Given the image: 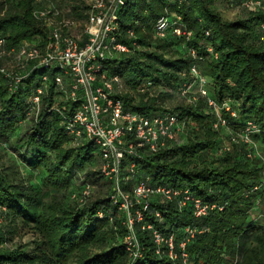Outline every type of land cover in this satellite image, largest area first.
Masks as SVG:
<instances>
[{"label": "trees", "instance_id": "16d2710c", "mask_svg": "<svg viewBox=\"0 0 264 264\" xmlns=\"http://www.w3.org/2000/svg\"><path fill=\"white\" fill-rule=\"evenodd\" d=\"M51 2L59 19L77 22L71 33L85 39L90 0H0V36L5 38L0 46V143L12 147L27 167L41 174L39 184H33L10 166H0V264H234L237 259L239 264H264V219L251 217L260 202V194L252 190L260 181L263 158L248 157L239 143L218 151L227 128H214L218 115L208 102L212 98L220 106L230 103L236 117L224 108L220 112L233 130L254 120L261 128L254 138L264 155V7L247 8L242 0H127L118 9L115 33L129 51L105 61L109 72L120 76L116 91L132 110L151 115L175 112L182 126L168 146L135 158V171L128 168L132 157L126 158L124 175L129 178L124 188L131 191L139 180L150 177L188 186L194 195L223 206L196 218L191 208L155 198L143 219L135 222L141 256L134 257L124 241L127 214L112 202V182L101 172L100 147L86 137L74 138L65 127L75 104L52 82L38 116L29 114L38 85L36 71L16 91L1 72L14 58L2 53L4 47L25 41L48 44L50 31L35 10ZM228 10L237 11L236 16L228 17ZM177 16L191 32L189 38L171 27L159 33L162 18L172 23ZM192 65L209 79L208 96L201 93ZM147 80L152 85L142 91L140 85ZM187 83L194 85L183 95L181 88ZM174 96L181 101L170 107L167 101ZM54 104L65 112L52 109ZM78 175L101 180L105 193L98 195L92 181L75 185ZM87 183L93 186L92 194L81 202L73 194ZM131 211L135 213V208ZM147 223L174 233L176 258L156 252L151 230L142 227ZM21 226L32 229L36 239L14 244ZM188 226L203 231L189 238L185 259L178 244L188 238Z\"/></svg>", "mask_w": 264, "mask_h": 264}, {"label": "built area", "instance_id": "2783aa9c", "mask_svg": "<svg viewBox=\"0 0 264 264\" xmlns=\"http://www.w3.org/2000/svg\"><path fill=\"white\" fill-rule=\"evenodd\" d=\"M43 1V0H38ZM127 0H90L91 8L85 25V39L83 35L71 33L77 29V22L72 19L58 18L59 10L50 5L35 10L37 18L41 19L50 31V39L44 47L30 42H22L18 47L3 48L2 53L14 55L8 67H2L1 72L8 78L9 87L16 91L19 84L25 82L30 73L36 71L37 88L33 91L28 110L29 114H38L41 110L44 92L53 82L64 92V99L74 105V109L65 119V127L74 138L86 137L94 141L99 147L103 163L102 174L112 182V202L123 209L127 214L126 226L128 233L125 237L126 248L134 257L141 256V244L135 231V222L141 221L144 211L151 207L155 198L172 202L178 208H191L193 216L201 218L207 216L214 208H223L217 203H210L194 195L188 186L175 187L167 183L152 181L150 177L139 180L131 191L124 188L129 176L124 175L125 160L128 156L132 160L128 168L136 170L137 161L145 153H156L168 146L176 134L182 131L178 114L165 112L161 114H147L132 110L120 97L116 87L121 82L118 74L109 72L107 63L109 57L129 51V47L118 41L115 31L118 30V9L126 4ZM53 5V6H52ZM247 8L259 9L264 7V0H242ZM177 16L172 23L168 18H162L159 23V33L164 34L166 28L171 27L175 34L190 37L179 22ZM264 29V23L262 24ZM209 32L207 31V34ZM264 40V36L262 37ZM5 44V38L0 36V46ZM209 50H212L209 48ZM32 64H29V63ZM191 73L203 95L208 96L207 84L209 79L202 76L196 65H192ZM152 82L147 80L140 89L146 90ZM194 83H187L181 88L185 95ZM120 86V85H119ZM208 102L215 108L218 120L214 128L226 127L223 138L224 145L219 152L228 151L232 143H239L247 149V156L264 155L259 142L254 138L261 132V128L254 120H248L240 130H233L227 120L222 117L224 108L236 117L237 113L229 102L221 106L212 98ZM52 109L65 112L59 105L54 104ZM93 186L85 184L80 191L73 194L84 202L92 194ZM253 192L260 194L258 204L251 210L254 220L264 219V168L259 183L253 187ZM262 197V199H261ZM135 208V213L131 210ZM102 216V211L98 213ZM160 216V213H156ZM143 228L150 229L158 254L168 253L176 258V238L174 233H164L153 227L151 223L143 224ZM188 238L178 244L181 256L187 258L185 251L189 238H193L203 230L198 227H186Z\"/></svg>", "mask_w": 264, "mask_h": 264}, {"label": "rangeland", "instance_id": "374dc122", "mask_svg": "<svg viewBox=\"0 0 264 264\" xmlns=\"http://www.w3.org/2000/svg\"><path fill=\"white\" fill-rule=\"evenodd\" d=\"M74 1V0H73ZM226 12V11H225ZM235 10H228L226 13L228 14V17H235ZM180 98L179 97H172L171 100H168L167 105L170 107H174L176 104L180 103ZM228 102V101H227ZM234 106L236 107L237 104H234ZM226 140V138H225ZM0 166H10L11 169H14L15 174L17 176L23 177L25 178V180L29 183H35V184H39L40 182V173L38 170H34V169H30L29 167H27V165L25 164V162L20 158L19 153L15 150L12 149V147H6L5 144H1L0 143ZM93 169V168H92ZM83 178V179H82ZM83 180H88V181H92L93 183L96 184V193L98 195H103L105 193L106 188L104 187L105 185L102 184L101 180H92V179H88L86 177H84V175L82 176H77L75 178V185H77L78 183H81V181ZM103 185V186H102ZM68 190L65 191V195H67ZM67 197V196H66ZM2 217H0V222H3V219H1ZM17 233L14 234L13 238H14V244H27L30 243L31 241L36 239V234L35 232H33L32 229L27 228L25 226H21L17 231ZM240 260H236L234 264H239Z\"/></svg>", "mask_w": 264, "mask_h": 264}]
</instances>
